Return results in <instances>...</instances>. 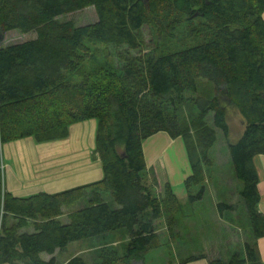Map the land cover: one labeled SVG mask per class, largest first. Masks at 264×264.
I'll return each instance as SVG.
<instances>
[{"label": "trees", "instance_id": "1", "mask_svg": "<svg viewBox=\"0 0 264 264\" xmlns=\"http://www.w3.org/2000/svg\"><path fill=\"white\" fill-rule=\"evenodd\" d=\"M90 6L95 23L59 19ZM263 14L264 0H0V264H60L41 254L116 232L128 241L99 248L95 261L75 255L66 264L144 261L161 246L157 221L177 234L178 214L203 198L217 130L229 134V106L246 124L228 143L236 193L253 236H264L254 164L264 154ZM145 25L157 46L132 56L144 47ZM11 30L35 37L3 45ZM109 45L128 47L122 66ZM90 119L98 122L101 180L55 194L3 191L5 143L63 139L73 124ZM161 131L184 140L192 172L184 181L186 205L147 168L143 142ZM77 203L63 223V208ZM237 206L225 201L221 209ZM30 224L34 232L24 231ZM254 249L246 243V258L234 252L210 264H244L256 258Z\"/></svg>", "mask_w": 264, "mask_h": 264}, {"label": "crops", "instance_id": "2", "mask_svg": "<svg viewBox=\"0 0 264 264\" xmlns=\"http://www.w3.org/2000/svg\"><path fill=\"white\" fill-rule=\"evenodd\" d=\"M227 117L229 124V134L226 136L227 143H235L244 132L246 124L239 111L232 106L228 107ZM234 125L238 128L236 129ZM97 128V120L90 119L73 124L70 127L69 136L63 139L37 143L32 137H29L5 143L1 147L2 161L5 165V190L15 197H28L43 192L55 194L101 180L104 174L100 155L96 149ZM147 139L146 143L143 142V150L149 171L153 168L161 186L169 183L177 195L180 192L186 194L183 189L186 179L173 181L172 174L174 173L170 163L173 158L172 155L181 151L180 137L172 138L167 132L161 131ZM163 143H165V147L158 151V146ZM168 152L169 157H166ZM228 163L231 165V161ZM254 164L259 175V210L264 214V154L255 156ZM150 166L152 168H149ZM236 186L240 188L238 180H236ZM177 190L179 191L177 192ZM74 206L77 207H73L71 210L70 207L63 208L64 213L60 217L63 223L69 222V214L77 210L80 204L77 203ZM219 215L220 217L225 216L222 213ZM24 231L34 232V228L30 224ZM90 241L94 240L91 239ZM246 243L254 244L256 258L254 260L246 259L244 264H264V236L259 238L253 236L252 239L245 240L239 247L236 243L234 248L217 249L220 252L213 253L214 249L206 247L203 252V259L199 258L200 260L195 259L183 264H210L211 259H228L234 252H240L242 257L246 258ZM99 246H102V243L95 245L94 242H91L87 247L78 249L72 256H84L88 252H94V249ZM60 253L58 250L54 255L44 252L41 257L44 260H49L53 256L58 258ZM194 253L196 252L189 254L188 258L202 255L201 253H197V255ZM135 261L137 262V260ZM90 262L92 261L90 260Z\"/></svg>", "mask_w": 264, "mask_h": 264}, {"label": "rangeland", "instance_id": "3", "mask_svg": "<svg viewBox=\"0 0 264 264\" xmlns=\"http://www.w3.org/2000/svg\"><path fill=\"white\" fill-rule=\"evenodd\" d=\"M97 18L95 7L90 6L83 10L63 15L59 19L62 21L72 20L77 25H85L95 23ZM142 31L144 35V47L130 51L131 54H129L132 56L139 57L144 52L150 51L157 46V41L154 39L149 26L145 25ZM32 37H35L34 32L25 34L18 30H11L3 34L4 39L2 40V44L9 45L22 42L32 39ZM196 44L197 42L193 45ZM107 48L112 53L114 62H116L118 66H122L124 64L123 58L128 54V47L109 45ZM209 123L212 124L211 118ZM234 127L236 129L238 128L235 125ZM217 134L218 140L210 153L212 166L207 169L208 178L205 182L206 192L203 198L187 206L188 194L184 187L183 189L186 194L180 192L177 195L180 202L186 205L182 213L178 214L179 227L176 229L177 234L170 232L166 227V221L164 219L157 221V232L160 235L161 246L146 253L144 261L137 260V262L135 261L133 264H183V262L188 259V255L192 254L194 251L196 255L197 253L203 255L205 248L209 247L214 249L213 253L220 252L217 249L225 250L226 248H234L236 243L239 247L245 240L252 239L253 233L251 224L241 203L242 201H240L236 193V178L232 171V165L228 163L230 161V155L227 139L219 129L217 130ZM146 140L148 139H145L144 143H146ZM179 142L181 144V151L175 152L172 155V161L168 160L172 164L174 173L172 174L173 181L186 179L191 175V166L184 140L180 138ZM164 147L165 143L162 145L160 144L158 146V151H161ZM166 157H169V152ZM149 168H152V166ZM151 171H154L153 168ZM156 190L161 192L162 187L157 186ZM178 191L179 190H177V192ZM196 192L197 190H195V193ZM221 192L223 193L221 194ZM225 201L228 204H238V206L235 210L221 209L222 203ZM73 207L76 208L77 206H72L69 209L71 210ZM220 213L225 216H222L223 218L220 217ZM123 237H126L124 233L116 232L115 234L107 236L105 239H93L94 241L86 239L72 242L60 253L58 261L60 264H63L67 259L73 257L72 255L78 249L87 247L91 242H94L95 245L102 243V246L94 249V252L84 254V257L89 261H95L96 253L99 248L106 245L120 247L128 241L127 238L123 239ZM92 255L93 257L91 258ZM200 259H203V257Z\"/></svg>", "mask_w": 264, "mask_h": 264}, {"label": "built area", "instance_id": "4", "mask_svg": "<svg viewBox=\"0 0 264 264\" xmlns=\"http://www.w3.org/2000/svg\"><path fill=\"white\" fill-rule=\"evenodd\" d=\"M1 169H2V172H3V177H4V170H5V165L2 161V164H1ZM3 191H5V187H4V184H3Z\"/></svg>", "mask_w": 264, "mask_h": 264}]
</instances>
